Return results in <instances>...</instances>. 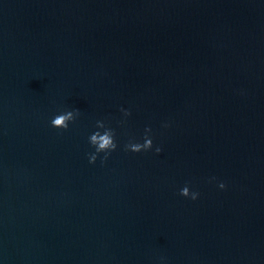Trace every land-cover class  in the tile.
<instances>
[{
	"label": "water",
	"instance_id": "95a60500",
	"mask_svg": "<svg viewBox=\"0 0 264 264\" xmlns=\"http://www.w3.org/2000/svg\"><path fill=\"white\" fill-rule=\"evenodd\" d=\"M0 264H264V0H0Z\"/></svg>",
	"mask_w": 264,
	"mask_h": 264
},
{
	"label": "clouds",
	"instance_id": "9594fccd",
	"mask_svg": "<svg viewBox=\"0 0 264 264\" xmlns=\"http://www.w3.org/2000/svg\"><path fill=\"white\" fill-rule=\"evenodd\" d=\"M122 119L119 121L121 125L126 123L127 118L131 115L129 109L121 108ZM79 117L80 112L78 109H72L67 111H60L54 113L49 121L50 127L57 130H68L69 125L74 123ZM167 127V125H164ZM87 143L90 146L91 151L87 153V159L89 164H96L99 159L101 165H103L110 157L113 152H116L120 145L117 142L116 129L105 119H98L95 121L93 130L89 132L87 136ZM123 151L131 153H143V152H154L159 155L162 148L159 145H154L153 131L150 126H145L143 129L142 136L137 139L134 136L129 137L126 143L123 144ZM215 177L209 180V182L215 181ZM218 188L223 190L225 188L224 182L218 183ZM180 196L197 200L199 192L190 190V187L186 184L179 190Z\"/></svg>",
	"mask_w": 264,
	"mask_h": 264
}]
</instances>
